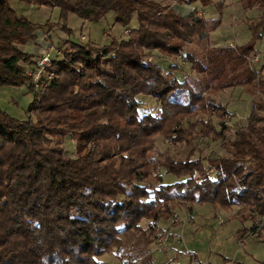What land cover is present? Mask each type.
<instances>
[{
    "label": "trees",
    "instance_id": "16d2710c",
    "mask_svg": "<svg viewBox=\"0 0 264 264\" xmlns=\"http://www.w3.org/2000/svg\"><path fill=\"white\" fill-rule=\"evenodd\" d=\"M8 1L0 0V86L27 85L33 95L25 118L0 109V264H102L98 256L110 251L120 260L146 259L151 221L171 220L178 201L223 209L255 203L264 213V74L248 61L264 34V16L248 22L245 43L210 47L220 18L207 19L197 9L183 16L168 0H19L57 8L63 23L70 13L99 21L112 12L121 25L136 16V27L108 45L68 38L69 47L47 67L54 77L36 92L28 75L34 66L24 67L32 55L21 47L36 38L37 27ZM246 4L262 7L264 0ZM193 40L203 52L187 49ZM158 56H181L196 76L179 78L180 64L163 66ZM236 86L262 93L258 111L224 143L225 154L209 157L210 168L200 156L153 151L157 134L191 144L195 122L173 126L210 104L221 111L224 106L203 92ZM139 94L157 100L158 110L139 113ZM207 123L199 131H207ZM225 129L222 122L214 134ZM67 135L74 155L64 152ZM165 173L183 177L166 182ZM245 207L238 211L242 219ZM143 218L150 220L146 226Z\"/></svg>",
    "mask_w": 264,
    "mask_h": 264
},
{
    "label": "rangeland",
    "instance_id": "374dc122",
    "mask_svg": "<svg viewBox=\"0 0 264 264\" xmlns=\"http://www.w3.org/2000/svg\"><path fill=\"white\" fill-rule=\"evenodd\" d=\"M175 10L183 15L182 8L179 7L183 1L168 0ZM218 0H215V3ZM226 0L227 5L221 9V15L219 16L221 24L210 32L209 34V46L221 47L228 46L230 44L238 45L245 43L250 38V32L247 29V24L250 20L258 19L264 16V6L260 7L257 4L251 6L246 4V0ZM9 5L21 15H24L31 22L36 25L35 35L39 36L41 41V50L37 54L30 53L33 49L30 45L34 41L28 42L29 46H22L21 48L32 55L30 63H25L24 67L34 66L35 62L42 57L45 52H49L52 57H56L60 54V51L64 48H68L69 45L65 44V41L69 38L72 42L79 43L80 41L90 43L95 46L108 45L112 39L119 40L125 38L129 32V29L136 27V16L134 15L127 25H121L114 22L113 13H108L104 18L99 21L84 20L76 14H68L66 22L59 18V11L56 12L51 8L49 10H42L35 5H26L19 0H9ZM43 7V6H41ZM189 8V7H188ZM187 9V8H185ZM187 10H185L186 12ZM218 11V10H217ZM203 14L202 11H199ZM64 27H63V26ZM65 28V29H64ZM69 30L68 32L66 30ZM52 47V48H51ZM191 48L195 51H202V46L195 40L188 43L187 49ZM257 48H260V59L253 68L257 69L260 75L264 74V34L257 43ZM184 55V52H183ZM60 57V56H59ZM57 57L56 59H58ZM159 57V56H158ZM157 62L163 66H168L171 63H175L179 66L177 75L182 78L185 74H196L191 70L190 64L181 56L171 59L160 56ZM182 65V66H181ZM55 70L47 68L42 73V76L46 78L51 75L54 77ZM44 78V77H43ZM33 88V87H32ZM32 91L27 85L0 86V109L6 110L10 115L25 118L28 115L27 105L32 98ZM203 95H206L211 99L210 101L217 102L224 106V109L218 111V109L211 104L206 109L199 108L196 115L182 117L178 123L173 126L189 127L195 122L191 144L186 141H179L174 143L169 137L163 134H157L155 137V147L153 151L155 153L165 152L172 158H183L185 156H200L199 160L205 169L211 167L209 157L211 155L225 154L224 143L232 139L235 135L236 129L245 126L250 118L251 111H258L255 101L261 98L262 93L255 89L254 93L249 92L246 88L241 86L228 87L217 91H205ZM150 98V99H149ZM137 99L141 102L138 106L139 113L150 109L154 112L158 110L159 102L153 99L150 95H137ZM264 100V98H263ZM236 111V112H234ZM259 112L264 114V110L260 109ZM233 114V115H229ZM196 119L200 121L196 123ZM203 122H208L206 127L207 131H199L203 126ZM222 122L226 125V129L219 137L214 134L221 126ZM190 124V125H189ZM192 127V125L190 126ZM200 132V133H199ZM64 152L69 155H74L75 144L74 139L67 135L64 140ZM191 149L194 148L192 153ZM157 172H161L162 168L158 165L156 167ZM181 171V167H179ZM182 175L176 174H164V181L171 182L176 179L182 178ZM194 201H178L174 207V211L171 215V220L157 218L154 220H160L163 226H168L172 232L171 225L175 226L181 224L177 228L181 233H171L169 241L170 252L164 254L161 252H153V256H171L173 254V246L175 243L179 244V248L185 251L188 255L192 256L190 251L196 253V256L202 261H208L211 264H264V230L256 237L248 238L244 245L237 244L238 235H244L247 232V228L258 213L257 205L251 204L247 209L243 204L232 205L229 209H223L221 207H214L210 202H196ZM241 205V207H239ZM193 206V207H192ZM247 217L242 219V216L238 214L240 209H244ZM177 212L182 218L179 221H172L174 212ZM244 217V216H243ZM151 221V228L152 222ZM150 220L147 218L141 219L143 226H146ZM170 222V223H167ZM247 223V226L242 223ZM249 224V225H248ZM239 229H238V228ZM237 228V229H236ZM153 230V229H152ZM153 234V235H152ZM154 236V231L150 232V237ZM154 238V237H153ZM176 238H181L182 242L178 243ZM172 239L174 241H172ZM154 240V239H153ZM153 240L150 242L145 256H151L150 248L153 245ZM102 256V257H100ZM186 256V255H179ZM217 256H227L230 262H222L217 260ZM103 258L102 264H120L122 260L118 259L115 254L105 252L98 256ZM144 262L146 260L142 258ZM184 259L183 261H185ZM190 264V260L187 262Z\"/></svg>",
    "mask_w": 264,
    "mask_h": 264
},
{
    "label": "built area",
    "instance_id": "2783aa9c",
    "mask_svg": "<svg viewBox=\"0 0 264 264\" xmlns=\"http://www.w3.org/2000/svg\"><path fill=\"white\" fill-rule=\"evenodd\" d=\"M230 47H235V45L230 44ZM52 48V47H51ZM260 59V48H257L256 52L248 59L249 65L254 67ZM51 61V55L49 52H45L41 58L35 62V67L28 70V75L32 77V83L34 84V89L36 92H42L44 88L51 81L52 77L49 75L47 78L42 79V73L46 71ZM236 112V111H234ZM230 116L233 114H229ZM234 116V115H233ZM241 207V205L239 206ZM182 218L175 211L172 217V221H179ZM264 228V213H257L250 225L247 228V232L244 235H238L237 241L239 245H244L248 238H253L259 235V233ZM152 229L154 231L153 245L150 248V253L161 252L164 254H169L170 252V238L171 230L168 226H163L160 220H154L152 222ZM178 243L182 242L181 238H176ZM186 251H189L186 249ZM121 264H154L152 260L144 262L142 258H135L132 255H127L121 262ZM190 264H211L208 261H200L199 259L192 257L190 259Z\"/></svg>",
    "mask_w": 264,
    "mask_h": 264
},
{
    "label": "crops",
    "instance_id": "0c3cea01",
    "mask_svg": "<svg viewBox=\"0 0 264 264\" xmlns=\"http://www.w3.org/2000/svg\"><path fill=\"white\" fill-rule=\"evenodd\" d=\"M231 1V5L233 3L232 0ZM221 3V9H223L227 3H226V0H218L216 3L215 2H210L208 5H203L200 1H196V2H193V3H183L181 2L179 7L182 8L181 10H183L184 13L183 16H186L188 15L192 10L194 9H197L198 11H203V16L207 19H215L217 17H219L221 15V12H218L217 11V3ZM189 7V8H188ZM187 8V9H185ZM40 9L44 10H49L50 9L48 7H40ZM52 10H55L56 12H58V9L57 8H51ZM185 10H187L185 12ZM51 12V11H50ZM221 24V23H220ZM37 39H35V42L33 41L31 43V47L33 48L30 53H33V54H37L39 53V51L41 50V41L39 39V36L36 37ZM259 43V42H258ZM25 46H29V43H27ZM196 202H194L193 204L191 203V205H194ZM193 207V206H192ZM167 223H170V222H167ZM242 223V222H241ZM181 224L179 223L178 225H171V228H172V232L175 234V233H181L179 231V229L177 228L178 226H180ZM242 225L244 226H247V223H242L241 225H239L238 227H241ZM249 225V224H248ZM237 227V228H238ZM236 228V229H237ZM239 229V228H238ZM172 241H174L172 239ZM173 246V254H171V256H153L154 254L151 253V256L147 257L146 260H152L154 262V264H187V262L192 258V257H195L197 259H199L197 256H196V253L193 252V251H190V253L192 254V256H187L188 254L183 251L181 248H179V244L175 243L174 241V244H172ZM179 255H186V256H179ZM102 257V256H100ZM103 259V258H102ZM184 259H186L185 261H183ZM200 261H202L201 259H199ZM217 260L219 261H222V262H230V259L227 257V256H217L216 257V262ZM218 264H220V262H218ZM224 264V263H223Z\"/></svg>",
    "mask_w": 264,
    "mask_h": 264
}]
</instances>
